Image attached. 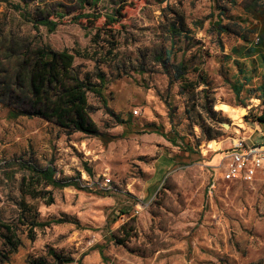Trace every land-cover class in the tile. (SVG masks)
Returning a JSON list of instances; mask_svg holds the SVG:
<instances>
[{
  "label": "rangeland",
  "instance_id": "rangeland-1",
  "mask_svg": "<svg viewBox=\"0 0 264 264\" xmlns=\"http://www.w3.org/2000/svg\"><path fill=\"white\" fill-rule=\"evenodd\" d=\"M88 1L0 0V223L22 242L9 264H264V176L221 180L233 145L264 134L261 71L237 98L226 55L241 41L216 26L246 25L252 0ZM15 98L31 118L12 117ZM29 161L80 188L32 179Z\"/></svg>",
  "mask_w": 264,
  "mask_h": 264
},
{
  "label": "trees",
  "instance_id": "trees-1",
  "mask_svg": "<svg viewBox=\"0 0 264 264\" xmlns=\"http://www.w3.org/2000/svg\"><path fill=\"white\" fill-rule=\"evenodd\" d=\"M81 5L89 6L90 3L88 0H79ZM91 4L95 5L96 2L93 1ZM227 9L224 7H219V14L224 15ZM245 12L250 15L252 20L256 23H250L249 26L246 27H237L231 29L229 25H223L219 21L217 22V29L220 33L232 34L238 38H240L244 43L248 46L244 48L237 49L236 51H232V56H243V57H252L257 55L259 57V62L261 63V68L264 70V5L259 0H252L251 2L247 3L245 6ZM87 17V16H86ZM228 19H235L233 17H229ZM235 22V21H233ZM37 25L43 26L47 28L49 31H53L55 28L56 23L52 21H48L46 19H39ZM240 26V24L238 25ZM177 33V32H176ZM256 34L257 40H252L254 35ZM52 55L49 54L46 58L43 59L44 62H47L52 59ZM170 58V53L166 54V62H168ZM230 56L226 57V61L231 60ZM162 60V59H159ZM237 67L240 76H244V80L242 82L236 81L232 85L233 91L235 96L238 98L240 97L241 92L244 90L245 85L249 84L252 80V75L250 73L253 71H247L246 68L240 67L239 61L233 60L232 61ZM249 73L250 76H247ZM254 73V72H253ZM185 75V67L183 63H179L175 69L174 78L176 80H183ZM100 76V82H104V78ZM87 90L95 94L96 96L102 97V89L100 87L91 86L88 87ZM260 92L259 100H262L264 103V81L257 89ZM9 101H12L11 98ZM17 103V111L12 115V117L17 118L19 116H25L31 118L33 113L29 109H24L19 99L15 98L14 100ZM115 119L121 124H123L122 120L118 116H115L111 113ZM256 121L260 125H264V112L256 117ZM77 129L84 133L91 134V132L82 129V127L78 126ZM147 131L154 132L157 134L159 133V128L155 127L154 125H148ZM24 168L29 171L30 177L32 179L40 180L43 183L56 187V188H66V187H74L80 188L79 183L77 181H68V182H59L55 180V170L51 165H48L46 168L40 169L37 168L32 162H25ZM31 188L28 187L27 192H31ZM34 195H36L34 193ZM51 202V199H50ZM67 220L65 219H58V220H51L48 222H37L35 218L32 219L30 222V230L34 228H43L49 226L50 224H59V223H66ZM0 239L2 241V249L0 250V264H9L10 257L17 253L18 249L21 247L22 242L12 225L8 223H0ZM65 264L72 262V260H63ZM26 264H49L45 259L37 258L34 260L28 261Z\"/></svg>",
  "mask_w": 264,
  "mask_h": 264
},
{
  "label": "built area",
  "instance_id": "built-area-1",
  "mask_svg": "<svg viewBox=\"0 0 264 264\" xmlns=\"http://www.w3.org/2000/svg\"><path fill=\"white\" fill-rule=\"evenodd\" d=\"M136 115L138 112L133 111ZM264 171V136L261 141L248 143L245 139L234 144L224 165L221 180L224 182L253 183L259 173ZM103 190H110V180H104Z\"/></svg>",
  "mask_w": 264,
  "mask_h": 264
},
{
  "label": "crops",
  "instance_id": "crops-1",
  "mask_svg": "<svg viewBox=\"0 0 264 264\" xmlns=\"http://www.w3.org/2000/svg\"><path fill=\"white\" fill-rule=\"evenodd\" d=\"M228 10V9H227ZM238 18H240V17H238ZM240 20H247V19H240ZM250 23H256L254 20H252V18L250 17L249 19H248V23L246 24V25H243V27H245V26H249V24ZM234 36V35H233ZM236 37V36H235ZM236 38H238V37H236ZM241 42H239V43H237V45H233L231 48H230V54L229 55H226V56H230L232 59V61L233 60H236V61H239V63H240V67H244V68H246V67H249V70L247 69V71H252L253 70V72H254V74L252 75V76H255V73H256V71L257 70H260L261 71V77L262 78H264V70L261 68V63L259 62V57L257 56V55H254V56H252V57H249V58H247V57H243V56H239V57H236V56H232V51H236L237 49H240V48H244V47H246V46H248L246 43H244L240 38H238ZM252 40H257V38H256V34L254 35V38L252 39ZM239 73V72H238ZM247 76H250L249 75V73H248V75ZM256 77L257 76H255L254 77V79H256ZM253 79V80H254ZM244 80V76H239L238 78H237V81H239V82H242ZM223 109L224 110H226V111H228L229 110V108L228 107H225V106H223ZM260 125V124H259ZM260 127V126H259ZM258 127V128H259ZM261 127H262V129H264V125H261ZM227 128H228V126H227ZM257 130V129H256ZM263 134L262 133V130L259 128V134ZM263 136H264V134L262 135V137H260L261 138V140L263 139ZM258 139H259V137H258ZM256 140V141H259V140ZM256 141H254V142H256ZM251 143L253 142V141H250ZM234 146V145H233ZM231 150L232 149H230L229 150V152H227L228 153V157H229V155H230V153H231ZM228 157L227 158H225V159H221V161L223 160L224 162V165H225V163L228 161ZM218 160H220V158L218 159ZM217 160V161H218ZM261 176H264V171H262L261 173H259L258 174V176L256 177V179H255V181H257V180H259L260 179V177ZM254 181V182H255ZM215 184V183H214Z\"/></svg>",
  "mask_w": 264,
  "mask_h": 264
},
{
  "label": "water",
  "instance_id": "water-1",
  "mask_svg": "<svg viewBox=\"0 0 264 264\" xmlns=\"http://www.w3.org/2000/svg\"><path fill=\"white\" fill-rule=\"evenodd\" d=\"M59 264H62L61 261H59Z\"/></svg>",
  "mask_w": 264,
  "mask_h": 264
},
{
  "label": "bare ground",
  "instance_id": "bare-ground-1",
  "mask_svg": "<svg viewBox=\"0 0 264 264\" xmlns=\"http://www.w3.org/2000/svg\"><path fill=\"white\" fill-rule=\"evenodd\" d=\"M229 126V125H226V127Z\"/></svg>",
  "mask_w": 264,
  "mask_h": 264
}]
</instances>
